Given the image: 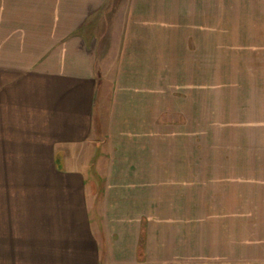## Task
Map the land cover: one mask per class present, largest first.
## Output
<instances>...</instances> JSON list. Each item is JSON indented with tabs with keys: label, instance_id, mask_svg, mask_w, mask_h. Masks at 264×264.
Segmentation results:
<instances>
[{
	"label": "rangeland",
	"instance_id": "1",
	"mask_svg": "<svg viewBox=\"0 0 264 264\" xmlns=\"http://www.w3.org/2000/svg\"><path fill=\"white\" fill-rule=\"evenodd\" d=\"M126 4L109 0L99 14L101 45L120 39ZM208 7L193 54L165 55L148 70L140 102L114 103L106 86L100 133L71 149L68 167L88 174L96 230L104 217L120 230L119 218L138 216L141 242L172 254L190 243L203 264H264V0ZM2 147L0 264H45L59 209L44 205L55 196L38 175L43 161Z\"/></svg>",
	"mask_w": 264,
	"mask_h": 264
},
{
	"label": "crops",
	"instance_id": "2",
	"mask_svg": "<svg viewBox=\"0 0 264 264\" xmlns=\"http://www.w3.org/2000/svg\"><path fill=\"white\" fill-rule=\"evenodd\" d=\"M108 1L0 0V145L43 161L38 175L45 176L44 192L55 196L44 205L59 209L51 219L56 230L45 234L44 254L51 256L45 264L206 263L190 243L186 254H172L141 242L142 217L134 216V224L119 218L120 230H110L104 217L97 232L100 220L86 199L88 174L68 163L71 149L100 133L106 86L114 103L126 105L131 96L140 102L148 70L165 55L182 50L189 57L195 49L193 32L206 26L211 0H127L121 37L111 46L98 35Z\"/></svg>",
	"mask_w": 264,
	"mask_h": 264
}]
</instances>
